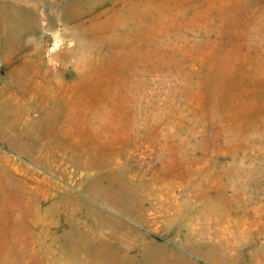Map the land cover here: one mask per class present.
Returning <instances> with one entry per match:
<instances>
[{"label":"rangeland","instance_id":"rangeland-1","mask_svg":"<svg viewBox=\"0 0 264 264\" xmlns=\"http://www.w3.org/2000/svg\"><path fill=\"white\" fill-rule=\"evenodd\" d=\"M0 2L53 14L48 1ZM47 23L41 19L40 32L26 36L44 45L42 54L12 60L40 59L43 71L55 73L66 149L26 156L0 139V264H95L71 262L74 250L65 247L69 231L76 239L110 233L86 202L132 226L136 235L124 237L130 255L139 256L141 234L208 264L173 239L167 221L176 217L192 231L190 219L199 217L196 228L213 233L203 220L208 202L192 198L198 190L229 191L231 212L217 217L219 240L236 264H264V0L109 2L83 21L82 36L104 48L79 68L76 56L53 57L80 39ZM110 25L119 31L114 37ZM40 103H19L30 113L19 127L43 119ZM111 179L143 188L149 224L88 193H107ZM178 203L181 216L163 210Z\"/></svg>","mask_w":264,"mask_h":264},{"label":"bare ground","instance_id":"bare-ground-1","mask_svg":"<svg viewBox=\"0 0 264 264\" xmlns=\"http://www.w3.org/2000/svg\"><path fill=\"white\" fill-rule=\"evenodd\" d=\"M31 1L35 2L38 7L45 6L44 1H48L53 14L46 11L39 12L36 8L26 10L0 2V139L11 150L26 156L40 151H46L47 154L52 155L66 149L59 132L61 107L55 73L43 71L41 69L43 61L40 59L39 61L36 59H15L16 61L13 62L12 58L16 54L28 51L42 54L44 45L40 42H30L26 36L38 34L40 21L45 18L49 30L52 31L56 25L60 24L71 28V32L67 36L69 39H80L72 48L61 50L53 58L70 59L72 56H76L78 68L90 64L104 46L101 45V42L88 40V36H82L81 26L85 17L102 11L109 2L113 3L115 0ZM128 8V5H125L123 10ZM110 27H112V37L116 36L119 32L118 29L113 25ZM1 71L5 72L1 73ZM23 86L31 87L32 93H22ZM26 98L30 103L40 99L41 106L43 105L45 108L41 110L43 119L33 122L29 128H21L19 123L23 118L28 120L30 115L29 110L21 112L18 107L19 103ZM110 182L113 188L107 193H88L103 205L107 203L116 212L149 224L147 213L150 208L140 197L143 188L124 180L114 181L111 179ZM227 192L229 191L221 196L209 190H198L192 195L194 200L201 199L208 202L205 207L206 217L203 220L205 225L215 229L213 233L209 232V228L202 226L196 228V224L202 225L199 217L190 219L194 226L192 231H190L191 225L186 228L176 217L167 219L170 221L169 228L173 239L177 240L188 253L208 264H236L235 255L227 252L228 243L219 240L217 230L218 215L222 212H231L228 204L231 201L228 200ZM86 204L95 213L97 222L108 227L110 233L104 234L99 231L97 237L80 235L79 239H76L77 232L69 231V239L66 240L65 247L74 250L68 256L71 262H83L87 258L95 264H201L195 258L186 256L141 234H137L144 242L140 246L139 256L130 255V249L126 246L124 237L136 235L132 226L96 204L90 202H86ZM178 205L176 208L168 204L163 210L166 213H169L171 209L176 210L177 214L181 216L185 209L180 203ZM46 211L53 213L56 209L50 207ZM38 213L42 215V208L38 209ZM160 233L165 235L164 230ZM259 258L264 263V254Z\"/></svg>","mask_w":264,"mask_h":264}]
</instances>
